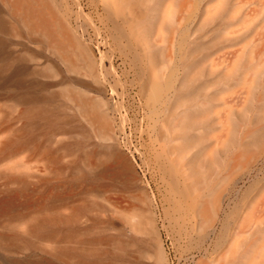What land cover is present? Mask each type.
Returning <instances> with one entry per match:
<instances>
[{"label":"rangeland","instance_id":"obj_1","mask_svg":"<svg viewBox=\"0 0 264 264\" xmlns=\"http://www.w3.org/2000/svg\"><path fill=\"white\" fill-rule=\"evenodd\" d=\"M109 1L0 0L7 25L0 28V201L15 200L10 210L0 211V264H81L92 258L85 248L112 249L106 238L117 237L151 253L137 257L131 250L126 264H223L227 233L239 229L246 194L264 178V151L223 203L222 221L207 236L175 204L171 177L185 172L190 154L180 117L164 124L165 101L184 72L189 27L205 0H157L147 41L121 21L117 7L106 9ZM141 6L130 2L131 20H143ZM203 22L196 35L203 46L191 56L196 62L190 75L204 84L177 112L200 107L195 132L202 145L191 151L201 150L195 166L207 173L237 151L227 143L242 138L250 118H264V0H215ZM42 25L49 28L46 39L39 33ZM16 27L20 35L13 32ZM72 36L89 51L95 73L86 70ZM51 43L60 45L61 56L49 49ZM205 54L208 58L200 59ZM67 59L81 70L70 69ZM17 66L26 69L18 86L12 75ZM50 66L52 72L42 74ZM66 89L71 92L62 94ZM78 97L104 112L109 139L96 119L91 124L85 119ZM63 144L69 151L60 149ZM112 148L129 160L139 184L95 194L84 157L96 155L93 160L103 164ZM145 203L158 248L140 226ZM75 209H82L78 220H67ZM38 220L54 222L28 234ZM223 221L229 222L226 234ZM251 224L264 228V207ZM88 233L98 237L88 241ZM1 238L15 245L6 248ZM110 255L101 254L94 264H108ZM260 260L264 256L256 255L251 264Z\"/></svg>","mask_w":264,"mask_h":264},{"label":"bare ground","instance_id":"obj_2","mask_svg":"<svg viewBox=\"0 0 264 264\" xmlns=\"http://www.w3.org/2000/svg\"><path fill=\"white\" fill-rule=\"evenodd\" d=\"M131 1L132 0H111L106 3V9L109 12H112L111 8L117 7V12L120 14L121 21L129 26L133 33L140 32L143 39H145L144 41H147L148 36L150 38L149 34L153 30L154 20H156V15H152V13L157 8V0H137L138 3H144V8L142 6L140 7L142 9L140 16L143 18L141 22L131 20L134 18L133 13L129 8ZM214 1L215 0H205L203 7L189 27V36L185 43L184 72L178 78L176 86L172 88L173 92L165 101L164 106L166 117L164 122L165 125L170 118H174L175 116H178V118L180 117L181 138L182 141L185 142L186 153L190 154V157L185 159V166L188 165V167L185 168V172L182 171L180 175L176 174L171 177L172 190L175 195L176 193L178 194L175 204L179 207L178 210L185 216V219L194 221L200 229L205 231V235L207 236L212 235L215 232L216 225L222 221L220 219V213L222 211L223 203L229 198L230 194H232L236 184L240 180L250 176L252 170L251 167L263 157L262 153L264 151V118L257 114L253 119L250 118V126L246 127L240 140L237 141L234 139L233 142L227 143V145L232 144L234 147L236 145L237 151L231 156H226V158H222L221 160L218 159L222 165H219L216 169L211 167L207 173H204L199 165L195 166L196 162H198L197 158L200 156L201 150L197 149L194 152L191 150L202 145V135L195 132L200 128V120L198 119L200 107H197V109H190L188 107L181 112H177V109L183 104L188 106L190 101H192L190 99L195 98L198 95L196 93L199 92L204 84L202 81L198 82L197 80L196 82L195 77L190 75V71L196 62V60H192L191 56L203 46L200 42V38L196 35L202 31L204 25L203 17L207 13L209 5ZM132 22L137 24H132ZM0 28H7L4 18H0ZM9 28L12 29V27ZM40 31L41 32L39 33L42 38H48V26L42 25ZM13 32L19 35L21 34L20 29L17 27L13 29ZM119 33L123 35L124 30L119 28ZM72 42L76 49L80 50V57L85 62L86 70L90 73H95V64L87 48H85L82 42L75 36H72ZM49 49L58 56H61L62 50L58 43H51ZM206 57L208 58L207 54L200 56V59H205ZM66 61L70 69L74 71L81 70L82 67L73 63L69 59ZM52 69H54L53 66L44 68L42 74L52 72ZM2 71L3 70H1V72ZM25 71L26 69L23 66H17L14 69L12 75L14 77V83L17 86L22 85V75ZM3 83H5V81ZM146 83V81L143 82L142 89L146 87ZM69 92L71 91L66 89L62 94H69ZM22 98L25 97L22 96ZM184 98L185 102L183 101ZM78 99V107L83 110L85 119L88 123L91 124L93 119H96L99 123L100 129L103 130L102 135L109 139L111 137V131L104 112L101 109L96 110V106L94 107L93 104L83 97H78ZM243 121L246 122V119L244 118ZM8 145L9 143H4L2 148H7ZM69 148L70 145L68 144L60 146V149L63 151H69ZM111 150L112 151L106 156L107 159L103 164L101 161L97 163L98 160H93V158L97 157L96 155L93 156L91 154H86V158L84 157L85 161L83 164L91 170L90 177L92 179V184L90 190L95 194H99L103 189L110 187H118L122 189L129 186H137L139 184L129 160L120 155L114 148ZM212 162L214 164L216 163L215 161ZM77 167L81 166L78 164ZM93 181L95 183H93ZM142 193L145 195V191ZM14 201V199L0 201V211L10 210V208L14 206ZM145 204L146 205L140 210L139 216L142 220L140 226H143V230L149 234L152 246L158 248L159 242L153 216L149 205L147 203ZM263 207L264 178L253 187L249 188L246 194L244 209L239 214V218L242 219L240 221L239 229L230 232V235L227 233L228 241L221 257L226 260L223 264H251L253 259L256 258V255L259 257L264 256V243L261 244L262 239L264 240V228H256L254 224H251L252 218H255L260 212H262ZM81 212L82 209H75L71 213V216L66 219L71 220L70 218H72L78 220ZM53 222L54 221L38 220L35 225L28 228V234L34 236V229L39 230L41 228H46L51 226ZM228 226L229 222L228 224L226 221L221 223V231L223 234H226ZM91 231L92 229H90V232ZM88 234V236L91 237L88 241H93L98 237L92 233ZM106 241L111 245L112 249L105 251L101 250L97 253L96 249L85 248V251H89L93 254L92 258L89 259V262H83L81 264H94L98 261L101 254H112L110 255L111 257L108 264H126L123 260L126 257H129L131 250H134L137 257L151 255L148 250L138 248V245L133 240L117 237L112 239L106 238ZM1 242H3L6 248H11L15 245L12 240H6L5 238H1ZM65 251L68 253L69 250ZM38 264L51 263L40 262ZM255 264H264V261L260 260Z\"/></svg>","mask_w":264,"mask_h":264}]
</instances>
